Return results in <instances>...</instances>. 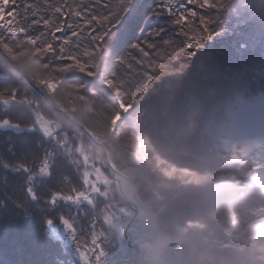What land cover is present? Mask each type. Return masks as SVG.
I'll return each mask as SVG.
<instances>
[{
  "label": "trees",
  "instance_id": "16d2710c",
  "mask_svg": "<svg viewBox=\"0 0 264 264\" xmlns=\"http://www.w3.org/2000/svg\"><path fill=\"white\" fill-rule=\"evenodd\" d=\"M60 2L39 0L42 8ZM63 2L80 11L97 4V0ZM105 2L114 11L122 8L121 0ZM223 2L232 14L258 17L264 9V0ZM0 19H5L2 11ZM0 53L18 70L0 54V76L10 77L0 80L6 81L9 91L19 90L15 100L0 97L4 101L0 114L18 125L37 117L50 124L58 145L50 160L53 169L62 168L77 187L76 177L92 171L112 180L103 152L35 94L24 76L31 83L45 82L42 94L103 144L114 167L134 183L142 204L157 215L162 236L177 241V250L189 255L191 264H264V188L253 175L264 166V155H244L241 147L224 149L222 144L241 110L264 100V67L225 68L214 51L191 58L161 51L120 59L97 51L86 64L94 80L106 88L93 90L79 80L61 78L29 45L0 48ZM25 163L33 167L38 161ZM260 176L264 180V172ZM99 189L88 202L89 219L97 225L98 242L108 261L119 251L117 231L108 218L121 216L126 204L113 185L109 195L103 184ZM191 224L203 229L193 230ZM5 227L13 236L34 243L43 235L38 216L18 232L12 221L0 218V235ZM179 228L187 234L180 236Z\"/></svg>",
  "mask_w": 264,
  "mask_h": 264
},
{
  "label": "snow or ice",
  "instance_id": "6c2138e0",
  "mask_svg": "<svg viewBox=\"0 0 264 264\" xmlns=\"http://www.w3.org/2000/svg\"><path fill=\"white\" fill-rule=\"evenodd\" d=\"M121 4L114 11L105 0H97L80 11L68 8L63 0L47 8L39 0H0L5 17L0 19V48L34 47L61 78L79 80L93 90L106 88L94 80L86 64L97 51L116 59L161 51L191 58L214 51L225 68L264 67V9L257 17L232 14L223 0H121ZM131 20L134 26L129 25ZM0 85H4L0 97L18 98V89L9 91L3 80ZM47 86L43 81L29 85L37 95ZM3 106L0 100V109ZM0 130H5L0 135V218L12 221L18 232L38 216L43 233L34 243L13 236L5 227L0 264H100L97 225L89 219L92 194L87 173L76 177L77 187L62 168L51 167L58 145L38 118L18 125L0 114ZM29 159L38 163L29 167L25 163Z\"/></svg>",
  "mask_w": 264,
  "mask_h": 264
},
{
  "label": "rangeland",
  "instance_id": "374dc122",
  "mask_svg": "<svg viewBox=\"0 0 264 264\" xmlns=\"http://www.w3.org/2000/svg\"><path fill=\"white\" fill-rule=\"evenodd\" d=\"M30 81V80H29ZM39 120L43 122V126L45 128H48L50 133L52 134L53 130L50 126V124L46 121H44L42 118L37 117ZM223 148L224 149H234L237 147L242 148V153L244 155H251L253 152L258 156L263 158L264 155V100H258L255 104L252 105H246L244 107L238 117L233 120L226 133H224V139H223ZM98 173V172H97ZM96 172L92 171L87 174L86 179L88 180V184L90 185V193L97 194L100 192L99 186L100 184H103L107 190L106 193L109 195L111 193L110 191V186L113 185L114 190L117 194V191L115 189L114 185V180H109L108 178L102 176L101 174H97ZM253 175L257 178L258 182L263 186L264 188V180L260 176L259 170L254 172ZM91 177H94L91 179ZM118 195V194H117ZM119 197V195H118ZM119 199H121L119 197ZM141 200V199H140ZM146 208V207H145ZM123 209V208H122ZM121 209V211H122ZM147 209V208H146ZM152 213V212H151ZM155 215V214H154ZM157 217V215H155ZM118 216L115 214H112L109 218L108 221L109 223L116 229L117 231V242L119 243V234H118V229L117 225L118 222L121 223L120 220L117 219ZM126 220V223L128 222V219L123 217ZM122 218V221H123ZM158 221V217H157ZM124 223V224H126ZM122 224V225H124ZM158 226L160 230V224L158 221ZM190 228L193 230H202L203 227L198 224H191ZM180 231V236H184L187 234V231L185 229H178ZM161 231V230H160ZM163 237L168 238L171 240L173 245L176 247V254L177 255H186L182 252H179L177 249L179 247V243L172 239L169 235L163 234ZM204 245L205 241L200 240ZM100 249L102 247L100 246ZM119 254V251L116 255L111 256L108 261H106V254L104 250L102 249L100 251V264H113V260L117 257ZM187 261L189 260L188 257H186Z\"/></svg>",
  "mask_w": 264,
  "mask_h": 264
},
{
  "label": "bare ground",
  "instance_id": "6f19581e",
  "mask_svg": "<svg viewBox=\"0 0 264 264\" xmlns=\"http://www.w3.org/2000/svg\"><path fill=\"white\" fill-rule=\"evenodd\" d=\"M118 185L121 190V200L126 204V207L121 211V216L128 219V222L124 225L118 222L119 254L113 260V264H132L130 246L134 243L140 245L145 251L142 258L144 264H185V258L175 254L176 247L170 239L163 237L160 231V241L156 240L152 221L136 210L128 186L122 182H118ZM121 216L117 218L120 221ZM126 229H133V234L124 236Z\"/></svg>",
  "mask_w": 264,
  "mask_h": 264
},
{
  "label": "water",
  "instance_id": "95a60500",
  "mask_svg": "<svg viewBox=\"0 0 264 264\" xmlns=\"http://www.w3.org/2000/svg\"><path fill=\"white\" fill-rule=\"evenodd\" d=\"M2 54V53H0ZM3 55V54H2ZM3 57L5 58V60L11 65L12 68H14L15 70H17L15 68V66L11 63V61L5 56L3 55ZM18 71V70H17ZM1 79L4 80H8L10 79L9 76L6 75H1L0 76ZM24 78L26 79V81L29 84H32L29 79L24 76ZM43 99L45 100V102L54 110L56 111L58 114H60L61 116H63L69 123H71L72 125H74L75 127H77L78 129H80L82 132H84L87 137L90 139V141L96 146L98 147L104 154L105 159H106V164L107 167L111 173V176L114 180V185H115V189L117 191V194L120 196V187L118 185V182H122L124 184H126L129 188L130 191V197L131 200L133 202V205L135 206L136 210H138L139 212L143 213L144 215H146L148 218H150V220L152 221L153 225H154V234H155V238L157 241H160V233H159V226H158V221H157V217L151 213L148 209L145 208V206L142 204L140 197L138 195V191L134 185V183L125 175H123L122 173H120L112 164L109 155L105 149V147L103 146V144L99 143L80 123H78L76 120L72 119L71 117H69L67 114H65L62 110H60L47 96H45L44 94H40ZM0 132H5V130H0ZM122 199V198H121ZM128 226V225H127ZM134 230H124V236L128 235V234H133ZM131 249V257L133 258L132 260V264H144L142 258L145 255V251L144 249L138 245L137 243H134L130 246ZM176 254V253H175ZM177 255V254H176ZM180 256L181 258H185V264H189L186 257L184 255H177Z\"/></svg>",
  "mask_w": 264,
  "mask_h": 264
},
{
  "label": "clouds",
  "instance_id": "9594fccd",
  "mask_svg": "<svg viewBox=\"0 0 264 264\" xmlns=\"http://www.w3.org/2000/svg\"><path fill=\"white\" fill-rule=\"evenodd\" d=\"M30 59H32L35 67H37L38 69H41V70L43 69V65L39 61L35 60L34 58H30Z\"/></svg>",
  "mask_w": 264,
  "mask_h": 264
}]
</instances>
